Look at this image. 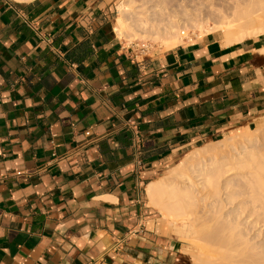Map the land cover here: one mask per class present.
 I'll return each mask as SVG.
<instances>
[{
	"label": "crops",
	"instance_id": "obj_1",
	"mask_svg": "<svg viewBox=\"0 0 264 264\" xmlns=\"http://www.w3.org/2000/svg\"><path fill=\"white\" fill-rule=\"evenodd\" d=\"M117 1L0 0V264H182L148 184L264 117V33L135 55Z\"/></svg>",
	"mask_w": 264,
	"mask_h": 264
},
{
	"label": "bare ground",
	"instance_id": "obj_2",
	"mask_svg": "<svg viewBox=\"0 0 264 264\" xmlns=\"http://www.w3.org/2000/svg\"><path fill=\"white\" fill-rule=\"evenodd\" d=\"M210 19L214 26L207 25ZM204 26L207 30L220 31L225 44L263 34L264 0H122L114 21L119 39L128 43L152 41L166 49L181 43L189 29ZM261 123L264 126V119ZM258 129L260 131V127ZM249 132L251 134L244 133L247 136H239L245 148L234 155L236 160L237 155L243 156L240 169H249L248 176H253L254 182L259 184L257 182L264 181V153L253 141L257 129ZM232 142L238 143L233 138H222L214 141L213 146L194 147L184 160L170 169L167 177L158 178L146 188L148 204L163 216L172 218L173 225L180 221L178 229L193 243L188 244V248L197 253V256L190 253L194 264L264 263V256L244 235L247 232L240 229L246 225L244 220L238 219L243 215L239 210L242 205L253 203L255 199L252 196L254 201L235 202L231 179L224 176L234 168L235 163L228 162L235 158L217 157L230 145L234 146Z\"/></svg>",
	"mask_w": 264,
	"mask_h": 264
},
{
	"label": "rangeland",
	"instance_id": "obj_3",
	"mask_svg": "<svg viewBox=\"0 0 264 264\" xmlns=\"http://www.w3.org/2000/svg\"><path fill=\"white\" fill-rule=\"evenodd\" d=\"M120 1H122V0H120ZM118 2H119V0L117 1V3ZM116 17H117V12L115 13V18ZM212 22H213V20H211V19L208 20L207 25H209V26L213 25L214 26L215 24H213L214 22L213 23ZM206 33H213L223 43V39L224 38L222 37V34H220V31H218V30H214V31L213 30L212 31L211 30H207L206 26H204L202 28L189 29L188 30V34L186 36H183L182 41L191 40V39H193L195 37L202 36L203 34H206ZM122 41L125 42L129 46V50H131L134 54H138V55H140V54L141 55H147L151 51H155V50H159V49L160 50H165L166 49V47L164 45H162L161 43H156V42H152V41L151 42L150 41H144V42L143 41H141V42L140 41H131L130 43H128L123 38H122ZM262 119H264V117ZM262 119H260L258 121V123L256 124V126L254 127L255 129H257V133L254 132L253 141H256V146L258 145L259 146L258 149L263 150L262 152L264 153V129H261L262 126H263L262 123H261ZM259 127H260V131H258ZM249 130L250 129H248V131H246V132H243V133H240V134H237V135H234V136L223 137V139L233 138L236 141H238V143L234 144L232 142L234 144V146L230 145L229 148H227L225 151L221 152L222 155H220V156L217 155V157H223V159H225L227 156H230L231 158H235V160H232V161L228 162V163L234 162L235 164L232 165V167H234V168L229 170L228 172H226L224 174V176L227 175L226 178H230L231 179V183L233 185V189L235 190V202L236 203H238V201L239 202L240 201L246 202L248 199H251L252 196L255 199V201L253 199H251V200L254 201L253 203L252 202H248V203L246 202L245 205H242V209H239V210L240 211L242 210L240 213L243 214V215H241L239 213L242 217H239L240 216L239 215L238 219H240L241 221L244 220L243 222H245L246 225H244L245 227L244 226H240V229L242 230V232H244V231L247 232L244 235L247 237L248 240H251L249 242H252L254 244V246H256L255 250L258 249L259 250L258 253H261V255L264 256V213H263V211H264V181L257 182L259 184H256L254 182L253 176H248L249 173H247V172L250 171L249 169H247V168L240 169V165L241 164L239 162L244 159V158H242L243 156L237 155V157H239V158H237V160H236V155H234V154H237L238 152H241L245 148L244 147L245 144L240 139L241 137H239V136L241 134H244V133L251 134L249 132ZM248 134H244V135L247 136ZM220 139H222V138H220ZM220 139L207 140L205 142L196 144V145L191 146L190 148L180 152L178 154V156L175 158V160L161 171L160 176L158 178L167 177V174H169L170 169L172 167L176 166L182 160H184L194 147L201 146L203 144H205L207 146H209V145L213 146L214 145V141H218ZM240 147H242V148H240ZM249 148L253 149V146H250ZM249 148H247V149H249ZM240 157H241V159H240ZM245 173H247V176L245 175ZM252 182H254V183L252 184ZM259 204H260V206H259ZM244 209H245V211H244ZM249 210H252L251 213L248 212ZM157 211L159 212L158 209H157ZM247 214H249V215H247ZM159 215L161 216L162 213L159 212ZM163 218L166 221L170 222V223L172 222V218L170 219L169 216H166V217L163 216ZM176 222H177L176 226L175 225H171L172 227L169 226L168 230H169V233H171V235L173 236V238L175 239V241L178 244L179 260H180V262L182 264H194V262H193L194 260H192V259H194V257H193L194 253H195V255L197 254L196 250L194 252L193 248L192 249L188 248V244L191 245L193 243L190 242L191 240L187 241V240H189L187 238V236H186L187 234H185L182 230L178 229V225L180 224V221L179 222L176 221ZM248 229H249V231H248ZM190 253H193V256ZM190 255H191V257H190Z\"/></svg>",
	"mask_w": 264,
	"mask_h": 264
},
{
	"label": "built area",
	"instance_id": "obj_4",
	"mask_svg": "<svg viewBox=\"0 0 264 264\" xmlns=\"http://www.w3.org/2000/svg\"><path fill=\"white\" fill-rule=\"evenodd\" d=\"M146 53V52H145ZM135 55H138V54H135ZM141 55V54H140Z\"/></svg>",
	"mask_w": 264,
	"mask_h": 264
}]
</instances>
